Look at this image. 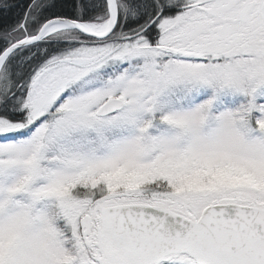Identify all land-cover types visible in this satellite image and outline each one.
<instances>
[{
    "label": "snow or ice",
    "instance_id": "snow-or-ice-1",
    "mask_svg": "<svg viewBox=\"0 0 264 264\" xmlns=\"http://www.w3.org/2000/svg\"><path fill=\"white\" fill-rule=\"evenodd\" d=\"M0 264H264V0H0Z\"/></svg>",
    "mask_w": 264,
    "mask_h": 264
}]
</instances>
